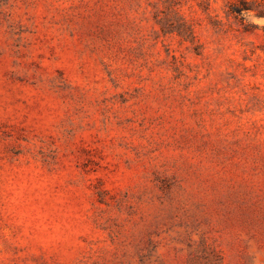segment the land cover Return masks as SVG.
<instances>
[{
    "label": "rangeland",
    "instance_id": "1",
    "mask_svg": "<svg viewBox=\"0 0 264 264\" xmlns=\"http://www.w3.org/2000/svg\"><path fill=\"white\" fill-rule=\"evenodd\" d=\"M0 264H264V0H0Z\"/></svg>",
    "mask_w": 264,
    "mask_h": 264
}]
</instances>
